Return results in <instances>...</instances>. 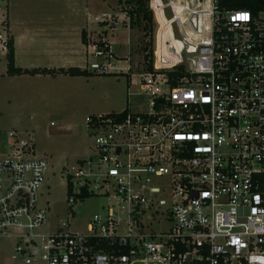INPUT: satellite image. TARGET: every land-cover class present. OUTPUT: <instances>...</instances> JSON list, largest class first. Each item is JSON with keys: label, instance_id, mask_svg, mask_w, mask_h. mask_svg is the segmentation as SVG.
Listing matches in <instances>:
<instances>
[{"label": "built area", "instance_id": "built-area-1", "mask_svg": "<svg viewBox=\"0 0 264 264\" xmlns=\"http://www.w3.org/2000/svg\"><path fill=\"white\" fill-rule=\"evenodd\" d=\"M161 2L182 49L167 56L178 52L179 62L156 68L153 50L152 70L139 74L137 111L93 116L95 155L65 171L69 208L111 192L119 200L92 216L87 233L63 221L41 231L48 159L29 137L0 134V233L20 232L14 252L24 264H264V10ZM7 31L0 21L5 54ZM152 222L165 226L155 231Z\"/></svg>", "mask_w": 264, "mask_h": 264}, {"label": "rangeland", "instance_id": "rangeland-1", "mask_svg": "<svg viewBox=\"0 0 264 264\" xmlns=\"http://www.w3.org/2000/svg\"><path fill=\"white\" fill-rule=\"evenodd\" d=\"M124 1L0 0V21H4L8 35L9 16L12 30L21 33L15 47L16 67L77 66L90 70L91 63H110L116 67L115 72L85 77L8 76L5 52L0 51V134L15 131L21 141L29 137L34 154L45 155L48 159L40 189L41 205L48 204L43 232L53 231L63 221L69 224L70 231L87 233L85 226L94 214H104L107 204L115 209L119 202L111 192L109 196H89L69 208L65 171L75 173L77 160L95 155L92 134L86 125L88 117L119 113L126 108L137 111L134 96L140 91L139 74L147 67L141 46L149 40L140 42L141 32L136 28L130 32L129 20L122 21L125 18L121 11ZM162 1L166 3V0ZM150 8L156 68L162 65V61L170 65L175 61L178 63V52L172 59L167 56L172 50L182 49L165 20L161 0H151ZM104 13L109 14L110 19L102 22L100 18ZM82 30H85L87 45L81 43ZM103 37L107 39L111 54L99 56L92 44ZM7 144H10L9 140ZM119 208L125 216L127 208ZM160 226L165 223L152 222L148 228L159 231ZM125 231V221H122L119 232ZM3 232L9 237L2 235ZM2 233L0 264H24L14 252L20 232L8 229Z\"/></svg>", "mask_w": 264, "mask_h": 264}, {"label": "trees", "instance_id": "trees-1", "mask_svg": "<svg viewBox=\"0 0 264 264\" xmlns=\"http://www.w3.org/2000/svg\"><path fill=\"white\" fill-rule=\"evenodd\" d=\"M120 2V1H119ZM151 2V0H150ZM123 9L121 11L129 20V28L138 29L142 37L140 42L147 43L143 44L142 52H144L143 60L147 64L145 71L152 70V34H153V15L148 6V0H125L122 2ZM221 6H224L227 10H249L252 14H257L259 11L264 10V0H222ZM81 42L83 45H87V38L85 30L81 31ZM96 48L102 54H105L109 51L108 47H105L104 43L101 40L95 43ZM6 58V73L8 76H21V75H66L70 77H81V76H93V75H103L105 73H96L88 72L85 69H80L78 67H68V68H57V69H48V68H33V69H22L16 67L14 64V48L13 40L9 37L7 42V50L5 54ZM178 72L183 70V67L177 68ZM114 75L112 73H108ZM170 78H173L176 74L168 73ZM93 116L88 117L86 122L87 127L91 123Z\"/></svg>", "mask_w": 264, "mask_h": 264}, {"label": "crops", "instance_id": "crops-1", "mask_svg": "<svg viewBox=\"0 0 264 264\" xmlns=\"http://www.w3.org/2000/svg\"><path fill=\"white\" fill-rule=\"evenodd\" d=\"M125 16V15H124ZM122 21L123 22H127L128 21V18H124V19H122ZM124 25H126L127 26V24L125 23ZM128 27H129V25H128ZM87 30V29H86ZM129 30H130V32H131V30L132 29H130L129 28ZM13 30H12V28H11V24H10V16H9V35L11 36V38H12V40H13V48H14V64H15V47L17 46V44L19 43V41L20 40H18V38H20L21 37V33H15L14 31L12 32ZM88 31V30H87ZM89 32V31H88ZM80 36H81V32H80ZM80 39H81V37H80ZM82 43V42H81ZM104 67H106V70H105V72H115V69H116V67H114V65L113 64H110V63H105V64H102ZM70 67H77V66H70ZM20 68V67H19ZM57 68H68V67H57ZM57 68H48V69H57ZM78 68H80V67H78ZM22 69H28V68H22ZM30 69H33V68H30ZM80 69H85L86 71H88V72H91V70H89V69H87L86 67H83V68H80ZM119 70H120V72L122 73L123 71H122V68H118ZM126 69H129L128 68V66L126 67ZM34 76H36V75H34ZM44 76H50V75H44ZM56 76H66V75H55V76H51V77H56ZM70 77V76H69ZM82 77V76H81Z\"/></svg>", "mask_w": 264, "mask_h": 264}]
</instances>
